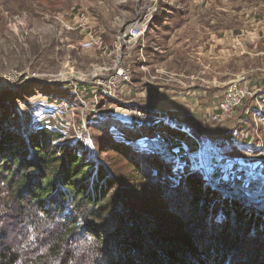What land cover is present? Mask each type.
<instances>
[{
    "label": "trees",
    "instance_id": "trees-1",
    "mask_svg": "<svg viewBox=\"0 0 264 264\" xmlns=\"http://www.w3.org/2000/svg\"><path fill=\"white\" fill-rule=\"evenodd\" d=\"M60 126L41 124L23 135L12 126L0 128V264H16L12 247L28 224L37 235L25 264H68L64 246L89 236L94 244L83 247L94 264H264V174L253 175L245 187L220 182L212 169L214 191L200 171L173 173L172 149L189 141L180 130L130 122L128 130L144 127L135 130L144 133L137 137L103 128L108 136L92 150L80 142L65 145ZM161 131L172 139H160ZM111 154L116 162L100 160ZM185 155L182 150L178 156L187 163ZM126 169L135 173L121 176ZM146 179L157 193L145 204L134 187ZM48 221L56 226L41 232ZM46 246L47 256L41 254Z\"/></svg>",
    "mask_w": 264,
    "mask_h": 264
},
{
    "label": "rangeland",
    "instance_id": "rangeland-1",
    "mask_svg": "<svg viewBox=\"0 0 264 264\" xmlns=\"http://www.w3.org/2000/svg\"><path fill=\"white\" fill-rule=\"evenodd\" d=\"M76 9H84L95 18V30L104 47L101 50L81 49L79 43L84 36L67 33L57 19L59 16L68 17ZM137 21L144 24L145 31L139 45L130 51L122 50L121 58L132 67L133 76L132 84H128L120 97L121 103L125 109L143 110L167 119L168 124L161 120L159 124L150 126L155 130L169 127L187 135L189 141L179 148L185 151L188 161L183 162L173 151L177 147L173 148L176 157L172 161L173 173H178L179 177L188 169L200 171L206 184L216 191V182L207 179L201 168L200 154L204 155L210 172L216 169L219 175L222 162L227 164L225 169L231 168L233 163L244 169L253 163L251 160L255 156L264 155V147L258 146L253 147V154H246L247 148L242 142L233 143L227 149L222 139L228 134L225 130L220 131L222 121H213L211 117L217 113L216 101L237 78L235 75L245 77L248 71L264 63V56H254L264 51V45L258 43L254 47L252 44V56L235 57L221 64V53L217 50L213 53L211 48L213 36L228 32L253 33L260 21L264 25V0H0V128L9 126L11 129L12 126L14 133L23 135L27 129L35 130L41 124L56 125L58 121L53 109L49 108L50 101H70L79 106L66 84L57 82L73 78L89 82L97 68L113 66L118 37ZM222 69L230 74L228 80L231 82L220 86L218 82L225 81ZM239 80L243 83L242 79ZM166 86L173 95L168 98H175L176 103L182 104L183 110H174L175 119L160 114L159 93ZM83 90H86L84 98L90 101L91 90L85 87ZM189 90L193 94L188 93ZM252 106V101H245L233 119L239 110ZM192 107L193 116L190 115ZM122 113L128 116L126 111ZM234 120L224 123L233 124ZM78 121L76 128L64 131V144L85 143L92 150L98 149L99 141L108 136L101 129L105 128L110 134L115 128H120L124 135L131 122L129 116L120 119L108 116L89 119L85 128L79 129ZM247 123L251 130L250 124L254 125L255 119ZM144 127L135 126L128 131L143 137L144 133L135 130L144 131ZM117 134L121 139V134ZM157 134L160 139H172L163 131ZM253 135L256 139L259 136L264 139L262 126L259 131L254 130ZM138 145L139 149L146 148L142 142ZM227 153H232V156ZM100 160L110 165L118 159L111 154L110 157L102 155ZM124 165L122 162L115 168ZM129 173L135 172L126 169L120 175ZM116 174L119 175L118 170ZM145 174L151 175V170ZM146 180L134 187L137 199H142L145 204L147 197H155L157 193ZM219 181L222 182L221 179ZM231 190L237 191L235 187ZM185 196L180 200L186 199ZM156 202L160 205L158 199ZM165 216L164 221L168 215Z\"/></svg>",
    "mask_w": 264,
    "mask_h": 264
},
{
    "label": "built area",
    "instance_id": "built-area-1",
    "mask_svg": "<svg viewBox=\"0 0 264 264\" xmlns=\"http://www.w3.org/2000/svg\"><path fill=\"white\" fill-rule=\"evenodd\" d=\"M57 19L62 23L67 33L73 32L84 36V40L79 43L81 49L101 50L104 48L102 47L101 38L95 30L97 26L95 18L88 11L76 9L69 13L68 17L59 16ZM144 31V24L140 21L126 27L116 43L114 65L108 69L105 67L97 68L92 73V81L87 82L80 78H73L70 81L66 79L57 82V84H66V87L71 90L75 102L79 103L78 105L80 106L70 101H59L57 99L49 102V108L53 109L54 116L62 129L67 131V129L76 128L78 119V122H81L83 128H85L89 119H103L108 116L118 119L128 118L129 116L131 122L146 127L159 124L161 120L168 124L167 119L165 120L160 115H154L143 110L132 111L125 109L120 100L125 88L128 87V84H132L133 76L132 67L123 62L121 58L122 50L125 48L130 51L137 44L139 45ZM84 87L91 90L90 101L84 98L86 96V90H83ZM254 95L255 93L248 87L243 86L240 80L233 81L229 84L222 99L217 104V113L211 116L212 120L216 122L222 121V123L233 121L235 112ZM124 111L128 113V116L122 113ZM173 151L177 155L180 154L179 147Z\"/></svg>",
    "mask_w": 264,
    "mask_h": 264
},
{
    "label": "crops",
    "instance_id": "crops-1",
    "mask_svg": "<svg viewBox=\"0 0 264 264\" xmlns=\"http://www.w3.org/2000/svg\"><path fill=\"white\" fill-rule=\"evenodd\" d=\"M263 21H260L257 24V30H254L253 33H242V34H234L233 32H228L225 35H220V36H213V42L211 44V48L213 49V53H216L215 50H217L218 53H221V58L223 61H221V64H225L230 62L232 58H242L243 56H252L253 54L251 53V47L252 44H254V47L258 45V43H261L264 45V25L262 24ZM262 25V26H261ZM261 28H258L260 27ZM256 31V32H255ZM215 51V52H214ZM254 56H264V51L257 52L254 54ZM213 57H215V54H213ZM263 61V60H262ZM224 69H222V72ZM224 80L222 82H218V84L224 85L225 83H230L229 77L230 74L224 72L223 73ZM237 77L234 80H239L242 79L243 83L242 85L245 87L250 88L254 92L255 95L251 97L247 101H252L253 105L251 108L248 109H241L239 110L236 114L235 117V122L233 124H227V123H222L221 125L222 128L220 131H226L228 136L226 138L222 139L223 141L225 140V144L227 145L226 148L229 149L231 144L236 143V142H242L244 145V148L246 147L247 151L245 152L246 154H253V147L258 148H263L264 147V139L260 138V136L257 139L253 135V131L257 129L262 130L264 133V63L262 62L259 67H257L255 70L248 71V74L245 77H240L238 75H235ZM233 80V81H234ZM217 86V85H216ZM256 89V90H254ZM162 91L163 94H162ZM162 91L159 93L160 95V105H162V108H159L162 112L160 114L169 116L170 118L175 119L174 110H183L182 104L180 105L179 103H176L175 98H168L171 95L169 93V89L167 86L162 89ZM188 93L193 94L192 91H188ZM219 95V94H218ZM216 95V97L218 96ZM222 93V97H223ZM193 96V95H192ZM191 96V102H193V97ZM221 97V96H220ZM216 101V103L222 99L220 98ZM217 106V105H216ZM259 106V107H258ZM216 109V107H215ZM253 111V112H252ZM158 112V111H157ZM251 112V114H250ZM159 113V112H158ZM170 114V115H169ZM190 115L193 116V107L190 108ZM184 116L185 115H180ZM252 119H255L254 125L251 123L250 126L251 130L247 126V121H252ZM207 138V137H206ZM218 138V137H217ZM264 138V136H263ZM257 149V148H256ZM228 154V153H227ZM262 155V156H261ZM226 156V155H225ZM228 156H232V153H229ZM260 156V157H258ZM254 160H251L253 163H249L246 165L243 169L242 166L240 165H234L232 164L231 168L225 169V165L222 162L221 164V170H219V179H221L222 182H228L230 185H234L239 183L240 185H244L245 187H248L250 184L251 177L253 175L257 176H262L264 174V155L261 153L260 155H257L253 158ZM224 164V165H223ZM211 169V168H210ZM242 170L244 172L242 173ZM225 171H227V175H225ZM218 179V180H219ZM243 181V183H242Z\"/></svg>",
    "mask_w": 264,
    "mask_h": 264
},
{
    "label": "clouds",
    "instance_id": "clouds-1",
    "mask_svg": "<svg viewBox=\"0 0 264 264\" xmlns=\"http://www.w3.org/2000/svg\"><path fill=\"white\" fill-rule=\"evenodd\" d=\"M43 216V214H40ZM55 223L52 221H48L43 224L40 231L53 229L55 227ZM37 235V232L34 228L33 224H28L26 226L25 234L19 238L16 244L12 247V251L15 252L18 256L16 264H25V261L31 257L33 254V249L35 247L34 237ZM84 244H88L91 246L94 244L93 238L84 237L81 240L74 241L70 244H67L63 248V252L65 254L70 253L68 258V264H94V258L90 256L89 251L85 250L83 247ZM48 247L46 246L42 255H48ZM100 256L99 251L95 252V257L98 258ZM49 264H59V261L53 262L49 260Z\"/></svg>",
    "mask_w": 264,
    "mask_h": 264
},
{
    "label": "water",
    "instance_id": "water-1",
    "mask_svg": "<svg viewBox=\"0 0 264 264\" xmlns=\"http://www.w3.org/2000/svg\"><path fill=\"white\" fill-rule=\"evenodd\" d=\"M200 161H201V168L203 169L205 175L207 176V179L210 180V167H208V164L206 162L204 155L200 154Z\"/></svg>",
    "mask_w": 264,
    "mask_h": 264
}]
</instances>
